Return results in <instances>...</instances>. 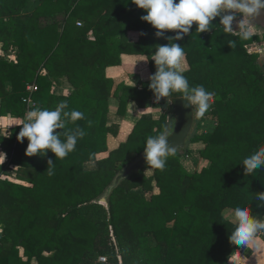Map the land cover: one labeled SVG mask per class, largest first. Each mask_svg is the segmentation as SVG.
Returning a JSON list of instances; mask_svg holds the SVG:
<instances>
[{
	"label": "trees",
	"instance_id": "obj_1",
	"mask_svg": "<svg viewBox=\"0 0 264 264\" xmlns=\"http://www.w3.org/2000/svg\"><path fill=\"white\" fill-rule=\"evenodd\" d=\"M29 2L0 0V45L16 56L0 58V115L23 123L33 107L54 109L66 101L84 114L68 127L78 125L86 135L63 159L50 151L26 156L28 141H17L21 124L0 137L6 158L0 165V264H228L240 246L228 239L234 225L224 210L247 205L264 219V202L255 195L264 193V167L246 176L241 164L264 147V65L253 49L256 38L225 33L218 17L209 31L198 33L193 25L175 41L184 47L188 69L181 72L189 84L214 94L201 119L210 117L216 126L192 132L186 149L169 156L163 170L146 164L114 187L143 155L146 138L168 129V116L163 103L160 118L139 120L125 143L96 169H86L108 151V135L118 132L108 123L111 98L119 116L130 101L156 100L149 81L116 85L106 69L119 66L124 54L142 55L154 74L155 46L176 33L157 38L131 0H37L32 10ZM61 79L70 94L54 90ZM34 85L37 91L30 92ZM192 154L210 166L189 172L181 157ZM9 167L16 168V180ZM258 235L264 241V230Z\"/></svg>",
	"mask_w": 264,
	"mask_h": 264
},
{
	"label": "clouds",
	"instance_id": "obj_2",
	"mask_svg": "<svg viewBox=\"0 0 264 264\" xmlns=\"http://www.w3.org/2000/svg\"><path fill=\"white\" fill-rule=\"evenodd\" d=\"M131 3L145 13L141 20L155 29L157 38L164 37L167 32L176 33L174 37H168L167 44L155 46L152 61L156 71L148 77L149 90L157 102L173 92L181 93L178 98L186 101V107L192 108L193 115L202 116L214 94L202 85L189 84L187 77L179 70L185 59L184 47L175 41L189 35L193 25H196L198 33L209 31L213 27L212 21L218 17L225 33L234 32V22L241 30L245 20L251 23L264 11V0H131ZM241 35L246 38L247 30L241 31ZM22 119L17 141H28L25 154L29 157L45 156L50 151L56 159H63L75 150L78 140L86 135L78 125L68 127L84 119V114L69 109L66 101L58 103L54 109L33 107ZM174 151L175 147L169 145L166 128L158 135L148 136L144 142L143 154L150 168L163 170ZM47 163V172L52 175L55 162L49 159ZM241 164L246 176L264 167V147L246 156ZM255 195L258 201L264 202V193ZM224 217L234 225L228 239L235 245L245 246L258 231L264 230V219L253 216L251 207L247 205L225 209Z\"/></svg>",
	"mask_w": 264,
	"mask_h": 264
},
{
	"label": "crops",
	"instance_id": "obj_3",
	"mask_svg": "<svg viewBox=\"0 0 264 264\" xmlns=\"http://www.w3.org/2000/svg\"><path fill=\"white\" fill-rule=\"evenodd\" d=\"M37 0H30L28 9L32 10L36 6ZM240 19V18H238ZM234 34H241V31L247 30L249 37H255L256 40L253 44L254 51L259 56L260 64L264 65V11L260 13L251 23L247 20L244 22V26L241 30L238 28V23L233 24ZM129 37L132 41L136 42L139 40V34L136 32H130ZM0 58H6L9 60H15V52L2 50L0 45ZM188 69V63L186 58L181 63L179 70L186 71ZM106 75L113 79L116 85L125 84L133 87L140 86L143 82L149 81L148 77L151 75L149 67V59L142 55H128L124 54L121 56V64L119 66H111L106 69ZM54 90L58 94H70L72 88L67 83L66 79H61L59 83L55 85ZM161 101L156 100L148 101H130L128 103L127 114L125 116L117 115L118 101L116 98H111L109 102V114L108 123L109 125H117L118 132L116 135L109 134L107 137L108 151L106 153L99 154L96 157V161L87 163L85 168L88 170H94L98 167V162L105 160L109 157V154L117 150L123 143L126 142L128 136L132 132L135 124L141 119H158L163 113ZM169 117V116H168ZM169 120V119H168ZM22 124V120L14 119L10 116L0 115V137L7 136L11 131ZM5 154L2 152L0 147V156ZM195 155V154H193ZM198 157V156H197ZM186 163H181L189 172L201 171L203 168H208L210 162L203 158H194L192 156L183 158ZM182 160V159H181ZM185 164V165H184ZM1 165V164H0ZM10 177L15 179L16 169L9 167L7 173ZM153 174V169L146 171L147 176ZM159 190L155 188V193ZM224 215V212H223ZM23 252V250H21ZM228 264H264V241L261 236L258 235L245 246H240V249L231 257Z\"/></svg>",
	"mask_w": 264,
	"mask_h": 264
},
{
	"label": "water",
	"instance_id": "obj_4",
	"mask_svg": "<svg viewBox=\"0 0 264 264\" xmlns=\"http://www.w3.org/2000/svg\"><path fill=\"white\" fill-rule=\"evenodd\" d=\"M165 112L167 116L173 117L175 122L174 129L167 135L169 137V145L175 147L174 152L183 151L186 149L193 132L196 115H193L191 107H186V101L180 98L169 99L168 103L165 104ZM146 164V159L143 154L123 173L118 175L114 187H116L122 179L128 178Z\"/></svg>",
	"mask_w": 264,
	"mask_h": 264
},
{
	"label": "rangeland",
	"instance_id": "obj_5",
	"mask_svg": "<svg viewBox=\"0 0 264 264\" xmlns=\"http://www.w3.org/2000/svg\"><path fill=\"white\" fill-rule=\"evenodd\" d=\"M161 103L167 104L168 101L164 100V101H161ZM168 119L169 120H168L167 135L174 129V124H175L173 117H168ZM215 126H216V122L212 118L208 117V118L203 120V119H201V115L197 114L196 120H195V126H194L195 128L193 131V135H196V134L203 132V131H211L212 129H214ZM191 156L194 158H198L197 155L192 154ZM183 158L184 157H181L182 163H186V161H184ZM5 161H6V158L4 159V156L1 155L0 156V164L1 165L4 164ZM13 168H15V167H13ZM12 174L14 175L13 171H10V174H8V175L11 176ZM15 177H16V175H15ZM14 180H16V178ZM21 255H23V252H21Z\"/></svg>",
	"mask_w": 264,
	"mask_h": 264
},
{
	"label": "built area",
	"instance_id": "obj_6",
	"mask_svg": "<svg viewBox=\"0 0 264 264\" xmlns=\"http://www.w3.org/2000/svg\"><path fill=\"white\" fill-rule=\"evenodd\" d=\"M80 25V24H79ZM28 90L30 91V92H35V91H37V87L34 85V86H30V87H28ZM210 104L211 103H213V98H212V100L209 102ZM99 262L100 263H106L107 262V260H106V258H104V257H101L100 259H99Z\"/></svg>",
	"mask_w": 264,
	"mask_h": 264
}]
</instances>
